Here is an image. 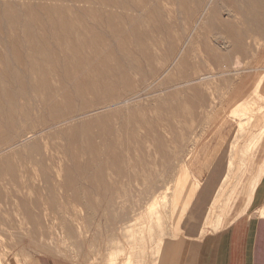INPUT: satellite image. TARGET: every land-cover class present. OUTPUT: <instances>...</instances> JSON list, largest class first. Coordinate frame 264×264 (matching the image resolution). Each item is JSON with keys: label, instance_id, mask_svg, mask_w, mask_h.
<instances>
[{"label": "rangeland", "instance_id": "obj_1", "mask_svg": "<svg viewBox=\"0 0 264 264\" xmlns=\"http://www.w3.org/2000/svg\"><path fill=\"white\" fill-rule=\"evenodd\" d=\"M134 1L132 2L138 4V8L135 10L127 8L124 12L129 14L116 11H119L117 14L125 15L120 22L126 25L117 24L119 21L113 20L96 32L109 49V54L104 53L105 56L101 55V59L104 58L110 63L113 59L112 64L114 62L116 70L121 72L124 66L123 71L128 75L126 80L128 79L130 85L127 81L128 85L123 83L124 79L121 78H116L117 82L113 80L116 83L114 87L120 88L119 91L114 88L118 94L117 98L121 97L124 102L114 107L115 109H106V106L93 107L91 110L95 113L62 126L55 134L48 133L47 139H43L45 135L39 141L32 137L25 138L27 139L26 142L23 139L25 143L21 141L23 146L19 144L16 149L0 154V166H10L12 170L0 171L2 264H166L173 244L180 241L196 245L197 248H191L188 254L194 264L195 256L199 255L198 246L202 242L208 244L216 236L219 238L218 235L225 240L226 230L245 226L247 214L252 217L253 228L264 229V219L257 221L264 203L255 204L254 201L245 211L246 215L244 213L238 219H234L245 204V196L242 194L247 192L248 186L257 179L260 170L264 168V27L260 29L256 25L248 26L242 23L240 16L229 17L226 13L230 9L229 0H221L222 9L219 12L220 24L228 26H218L214 29L203 22L193 27L195 24L185 19L172 0H167L170 2L169 5L167 2L164 4L165 0ZM156 2H159L160 6ZM171 3L173 5H170ZM144 4L148 5L147 8ZM243 8L244 5L238 1L237 9L242 11ZM134 16L137 19L133 20ZM137 21L140 23L136 25ZM3 26L5 24L1 20L0 27ZM122 26L125 27L124 30ZM131 29L135 30L136 38L139 35L138 40ZM230 31L241 33L243 38L240 43L233 37H227ZM103 32L107 34L104 35ZM170 42L173 47L175 46V53L184 45L181 55L174 62L171 60L173 56H168ZM140 45L141 48L144 46L146 48L141 49ZM100 46L101 44L97 43V47L102 49ZM115 47L119 55L114 54ZM142 50L144 54L146 53L145 57L150 54L148 62L147 57L144 59ZM110 53L113 56L117 55L116 58L123 62L120 63L118 60L120 67L117 59L111 58ZM126 60H132L133 66L140 62L141 75L132 72V69L126 66ZM183 62L186 68L181 69ZM259 79H262V83H257ZM123 88H128L129 91L122 90ZM255 94L263 99L259 101L263 111L262 119L253 122L259 123V127L253 123L246 126L247 128L244 127L245 133L242 135L243 131L240 132L238 127L241 119L234 115L233 111H237L240 106L249 105ZM89 98L86 102L92 104L93 101ZM75 105L78 108V101ZM84 122L91 123L87 129L80 127L85 124ZM142 124L144 129H138ZM251 136L254 137L252 142ZM125 137L143 143V147L140 152L129 156V161L133 165L131 168L126 167L121 175L115 174L111 169L96 171V168L81 174L73 168V159H78L80 164H84L89 159L92 160L94 148L98 152L101 150L99 152L101 156L106 141ZM257 138L261 139V141L258 139L259 144L255 143ZM156 141L162 142L161 151L157 149ZM248 143L252 145L249 162L243 167L242 163L235 161L238 172L236 170L237 173L234 172L230 180L233 184L239 182L234 195L236 202L231 212L223 216L222 225L212 231L215 215L221 214V199L227 198L233 189L222 192L217 196L218 202H214L216 200L214 194L220 188V180L225 173L230 150L232 147L236 150H245ZM35 145L40 148L37 150ZM13 151L24 156L34 155V161L44 156L40 159L43 164L39 166L31 163L27 171L26 169L24 171L20 164H17L18 158L12 157ZM10 155L9 162L2 163L4 158ZM75 156L76 158H72ZM34 165L37 169H34ZM242 167L243 169H240ZM238 177L241 180H237ZM39 178L41 183L38 182ZM196 181L200 189L196 193L194 203L188 207L181 202L179 208L180 210L182 208V212H179V216L175 217L176 219L167 217L169 222L165 220L167 215H164L162 209L169 205L167 202L172 201L176 195L175 191L194 187ZM258 184L254 195L252 194L255 200L263 190V184ZM108 188L110 191L113 189L114 194ZM165 189H168L167 193L164 192ZM155 195L160 196L154 202L158 203L156 208L152 203ZM161 203H165L164 208H161ZM259 207L261 208L255 213ZM154 211L159 213V215L156 213L158 219L154 217L156 215H153ZM151 214L152 219L149 217ZM180 218L182 221L179 222ZM130 224L134 226L131 228L139 230L137 234L135 229L125 232L124 228ZM201 228L204 233L200 231ZM207 235L210 239H207ZM141 237L142 239H139ZM150 238L151 240L154 238V241H150ZM129 252L134 254L132 259L130 256L132 253ZM114 254L120 256L114 257ZM108 255L109 258L111 255L113 257L110 258L111 262L109 258L107 259Z\"/></svg>", "mask_w": 264, "mask_h": 264}, {"label": "bare ground", "instance_id": "obj_2", "mask_svg": "<svg viewBox=\"0 0 264 264\" xmlns=\"http://www.w3.org/2000/svg\"><path fill=\"white\" fill-rule=\"evenodd\" d=\"M132 1L135 2L134 0H132ZM132 1L131 0H0V22L2 20V21H4V24H5V26L0 27V46L2 48V49L0 48V154H2L3 152H6V151L14 150V148L16 146H18L19 144H21V141L25 138L32 137V138L38 139V141H39V139L40 138L42 139V137L44 135L45 136L43 137V139L46 138V135L50 132L54 133V134L57 133L61 129L62 126L70 124V123H72L78 119L84 118L86 116H89L92 113H95V111L91 110L93 107L106 106V109H111V108L119 106L120 104H122L124 102L121 99V97L117 98L118 94H116V92H115L116 87H114L115 86L114 84H116V83H114L113 80H115V82H117L116 80L121 78V79H124V81H122L123 83H126V81L128 82V79L126 80V75H127L125 73L126 71L125 72L123 71L124 66L121 68L122 69L121 72L116 70V66L113 65L114 62L112 64L113 59H112L111 63L107 62L104 58L101 59V55L105 56L104 53H106V55H107V53L109 54V49L106 48V44H104V42L102 41V39H100V37L97 35L98 33H96V32H97V30H102L101 28L104 24H110L113 20L119 21L118 23L116 22L117 24L121 23L122 25H126V24H123L122 22H120L121 19L125 18L124 17L125 15H123V13H121V12L126 11L127 8L128 9L131 8L132 10L137 9L138 4H135ZM169 1H171V0H169ZM172 1H173L172 3H174V6L176 5L179 7V9H180L179 11L181 12L182 15L185 16V19L190 20L191 21L190 23L195 24L193 27L197 26L198 23H200V22H203V24H207V26H209L211 29L217 28L218 26H220V27H227L228 26V25H222L219 22V17H220L219 12L222 9V3H220L221 0H172ZM238 1H241L242 5H244V8L242 11H241V9L240 10L237 9ZM138 2H141V1L138 0ZM142 2L144 3L146 1H142ZM165 2H167V0L164 1V4H165ZM156 3L158 4L159 2H156ZM169 3L167 5H169ZM172 3L170 5H173ZM161 4L163 6V3H161ZM86 5L89 7L88 8L84 7ZM144 5H146V4H144ZM228 5H230L229 6L230 9H228V11H226V13L229 17L240 16L242 23H245L248 26L256 25V26L260 27V29H261V27H264V0H243V2H242V0H229ZM147 6L148 5H146V8H147ZM154 6H155V3H154ZM140 9H142V8H140ZM117 10L121 11L120 12L121 15L117 14L119 12V11L116 12ZM157 11H158V9L155 10V12H157ZM159 11H160V9H159ZM205 11H208L209 13L207 14V12L205 13ZM130 12H134V11H130ZM148 12H150V11H148ZM155 12L153 13L151 11V13H153V14H155ZM124 13L126 15L129 14L126 12H124ZM142 13H143V11H142ZM131 14H134V13H131ZM205 15H207V16H205ZM128 16H126V17H128ZM142 16H143V14H142ZM158 16H160V15H158ZM137 17L139 20V16H137ZM144 17H145V15H144ZM181 17L183 18V16H181ZM141 18L143 19V17H141ZM118 19H120V20H118ZM128 19H130V18H128ZM135 19H137V18H135V16H134L133 20H135ZM130 23H132V21ZM136 23L138 24L140 22L137 21V22H135V24ZM114 25H115V23L113 24V26ZM117 26H118V28L120 27L119 25H117ZM132 26H134V25H132ZM122 27H124V26H122ZM122 27H121V29H122ZM124 29H125V27L123 28V30ZM133 29H135V28L133 27ZM133 29H131V30H133ZM127 30H129V29L127 28ZM106 31L107 30H105V32ZM118 31H120V30L118 29ZM133 31L135 34V30H133ZM105 32H103L104 35L107 34ZM131 33H132V31H131ZM189 33H190V31H189ZM132 35H133V33L131 34V36ZM134 36L136 38L137 35L135 34ZM110 37H111V35H110ZM227 37H230V38L233 37L237 43H240L242 38H243L241 33L238 31H236V32L230 31V33ZM135 38H133V39H135ZM138 38H139V35H138ZM138 38H136V39L138 40ZM111 39L113 40V37ZM93 40H95V41H93ZM139 40H141V37ZM216 41H218V40H216ZM96 42L98 44L99 43L101 44L100 47L102 49H99L97 47ZM109 42L112 43L113 41L112 42L109 41ZM114 43H115V41H114ZM119 43H121V42H119ZM215 43H217V42H215ZM134 44H136V43L134 42ZM107 47L109 48V45H107ZM116 47L114 49V51H115L114 54L119 55L118 51H116V49H117ZM155 47H156V45H155ZM174 47H173L172 43L170 42L169 50H168V53H169L168 56H173V58H171V60L173 59V62L175 60H177L178 57L181 55L182 50L184 48V45H182L180 47V49L178 50L177 53H175ZM112 48H114V47H112ZM139 48H141V45L139 46ZM142 48H146V46H144ZM143 51L144 50H142V53H143ZM145 54H144V59L147 57L146 61L148 62V60L151 56H150V54H147L145 57ZM110 55L112 56L111 58L117 57V55L113 56L111 53H110ZM111 58H109V59H111ZM138 59H139V57H138ZM118 60H119V58L117 59V64L119 66L120 64L118 62L120 60L119 61ZM134 60H136V59H134ZM115 62H116V60H115ZM173 62H172V64H173ZM108 63L113 65L112 67H115V68H112V67L110 68L111 65L109 64V66H108ZM120 63H123V62L120 61ZM139 63H138V65L133 66L132 60H126V62H125L126 66L128 68L132 69L131 70L132 72L134 71L138 75H141V74H139L140 73V69H139L140 64ZM181 66H182L181 69L186 68L185 62L181 63ZM128 70H130V69H128ZM116 78H118V79H116ZM127 78H128V75H127ZM261 81H262V79H259L257 81V83H259V82L262 83ZM128 84L130 85L129 82H128ZM118 85H116V86L118 87ZM124 85L125 84H123V86ZM123 86L121 85V88ZM131 87H132V85H131ZM117 89H116V91H117ZM119 89H118V91H119ZM122 90L129 91L128 88L127 89L123 88ZM87 97L88 98L91 97V99L93 101L92 104H89L86 102V101H88ZM252 97L253 98L250 100L249 105H244V107L240 106V108L237 111H233V114L241 119L238 127H239L240 132L243 131L242 135L245 133L244 127L250 125L251 123H253L255 121H260L262 119L263 111H262V106H259V101H262L263 99L261 97L257 96L256 94L253 95ZM90 100H89V102H90ZM77 101L79 103L78 108H76V105H75V102H77ZM90 124L91 123H85L82 125L80 124L81 125L80 127L87 129ZM254 124L257 127H259V125H260L259 123H253V125ZM138 129L143 130L144 129L143 124L141 127L139 126ZM145 129H147V128H145ZM148 131H150V130H148ZM240 132H239V134H241ZM63 135H66V134L63 133ZM3 136L5 138H3ZM50 137H52V136H50ZM233 139H235V138H233ZM253 139H254V137L251 136V139H250L251 142ZM258 139L259 138H257L255 141V143L257 142V144H259L261 141V139H259L260 141ZM72 140H74V139H72ZM133 140L131 141L130 138L125 137V138L120 139V140L116 139L115 141H109V142L106 141L104 144L105 150L101 156L99 155L100 154L99 152L101 150L98 152V150H95V148L92 146V149L94 148L93 149L94 153L92 151V160L90 161V159H89V161H87L86 163L80 164L77 161L78 159L77 160L73 159V161H72L73 168L75 170H78V172H80L81 174H83L82 172H84V171L86 172V171H90V170L96 168V171H103V170L111 169L114 171L115 174L121 175V172H124L123 170L126 169V167L131 168L133 165L129 161V156H131L134 153L140 152L142 150L143 143L133 141ZM26 141H27V139H25V142ZM23 142H24V140H23ZM70 143H72V142H70ZM161 143H162L161 141L160 142L156 141V146H157V149L159 151H161V149H162ZM257 144H255V145L257 146ZM37 145H38V143H37ZM35 147H36V145H35ZM251 147H252V145L249 144L247 146V149H245V150H243V149L242 150L241 149L236 150L234 147H232L230 150L231 152L229 153V156L227 158L226 165H225V168H226L225 173L222 175L221 180H220V188L214 194V196L216 198V200L214 202H216V203L218 202L217 196L222 194V192L225 193L228 190L230 191V189H232V188L233 189L231 190L230 193H228L229 196H227V198H225L223 196L225 199H221V203H222L221 214L215 215V219H214L215 225L213 226L212 231L217 230L222 225L223 216H225V214L228 215L231 212L233 205L236 202V197L234 195L236 192V188H238L239 182H237V184L236 183L233 184L232 181H230L232 179V174L234 172H236V170L238 172L235 161H239L240 163L243 164V167H244L245 166L244 164H247L249 162L248 159H250ZM25 148L24 149L22 148V149L25 150ZM36 148L38 150L40 147L39 148L36 147ZM254 148L255 147H253V149ZM42 150H44V149H42ZM31 152H34V151L31 150ZM43 152L44 151H42V153ZM70 152H71V150H70ZM7 153H5V154H7ZM43 154L41 156H43ZM7 155H9V154H7ZM12 155H13L12 157H15V159L18 158L19 162L17 161L18 162L17 164H20V168L24 169V171H25V169L27 171V168H28L29 164H31V163L37 164L39 166L43 164L40 159H42L44 156L41 158L38 157L39 160L36 158V160L34 161V159H35L34 155H33L34 159L31 155H25L24 156V155L20 154L19 152H15V151L12 152ZM10 158H11V155L6 156L2 163H8ZM72 158H76V156L72 157ZM45 161H47V160H45ZM34 167H35V165H34ZM243 167L240 169H243ZM34 169H37V168L35 167ZM240 169H239V171H240ZM260 169L261 168H259V170ZM5 170H7V172H8V170L10 172H12L10 166H8V167H1L0 166V171L5 172ZM245 170L248 171L247 168ZM250 170H252V168ZM260 172H261L260 175L259 176L257 175L258 176L257 179L255 181L253 180L252 183L248 186L247 192L242 194L245 196V201H244L245 204H244L243 209L237 214V216L234 219H238L249 208L252 196L254 195V190L256 188V185L258 184L261 176L264 173V168L262 171L260 170ZM13 173H15V172H13ZM20 173H21V170H20ZM20 173H19V175H20ZM12 174H10V175H12ZM25 175H26V172H25ZM240 175H241V173H240ZM22 176L23 175H21V177ZM115 176L117 177V175H115ZM243 176H244V174H243ZM241 178H243V177L241 176ZM24 179H26L25 176H24ZM40 179L41 178H39L38 182L41 181ZM239 179L240 178L238 177L237 180H239ZM11 180H12V178H11ZM113 180H115V179H113ZM88 181H90V179ZM93 181H94V179H93ZM92 183L93 182H91V184ZM258 185H260V183ZM68 186H69V184H68ZM199 189H200V185L196 181V184L194 185V187H191L189 189L176 190L175 191L176 195L173 193L175 195L174 198H173V195L171 196L174 200L172 199L171 202H169V203L167 202V204H169L168 206L165 205L166 206L165 207L164 206L165 203H161L162 204L161 208H164V207L167 208L166 211H165V208L162 209V212L165 213L164 215L165 216L167 215L165 220L167 219V217H169V218L174 217L175 218V217L179 216V214H180L179 212H182L181 211L182 208H181V210L179 208V204H181V202L184 203V206H185V204L188 205V207L190 204H193L195 201V198H196V193ZM167 190L164 192L167 193ZM25 191H26V189H25ZM109 191H110V189H109ZM112 191H113V189L110 192H112ZM151 191H153V189ZM26 192H28V191H26ZM164 192H162V194ZM112 194H114V192H112ZM31 195H33V194H31ZM150 195H151V193H150ZM156 195H159V194H156ZM156 195L154 196V198L152 200V203L155 204V206H154L155 208H156V205L158 203L156 204L154 202L156 201L157 197L160 198V196L156 197ZM165 195H168V194H165ZM27 196H29V195H27ZM163 196H164V194H163ZM111 197H113V196H111ZM165 198H166V196H165ZM165 198H164V201H165ZM169 198H170V196H169ZM106 199H108V198H106ZM111 199H114V198H111ZM157 200H158V198H157ZM221 203H220V205H221ZM151 206L153 207V205H151ZM152 207H149V208H152ZM148 210H150V209H148ZM261 210H262L261 212L259 211L260 212L259 217H258L259 219L264 218V206ZM155 211H154L153 215L158 213V212L155 213ZM162 212L160 213V215L162 214ZM183 212H185V210ZM138 213H139V211H138ZM135 214H136V212H135ZM153 215L151 214V216H149V215L148 216L151 217V219H152ZM158 215H159V213H158ZM158 215L156 214L154 217L156 219H158L157 218ZM244 215H246V213ZM149 217H148V219H150ZM155 218H153V219H155ZM161 218H162V215L160 217V220H161ZM174 218H172L173 221H175ZM181 218H180V220H178L179 222L182 221ZM177 219H179V218H177ZM247 219H248V216H246L245 222L248 221ZM168 222H169V220H168ZM131 226H133V225H131V224L128 226L126 225V227L124 228L125 232L134 231V229H135V228L133 229L134 226L132 228H131ZM135 231H136V229H135ZM138 231H136V234L138 233ZM200 231L203 232L204 231L203 228H201ZM226 231H227V232H225L226 234L224 233L225 238H227V236L229 234V230H226ZM134 234H135V232H134ZM139 239H142V237ZM153 239L154 238H152V240ZM149 240L152 241L151 238ZM222 241H224V240H222ZM207 245L212 246V242L208 243ZM192 247H196V245L193 244ZM188 251H189V253L191 252L190 250H188ZM189 253H187V254H189ZM143 254H144V252H143ZM133 255H134L133 253H132V255H130L131 259L134 257ZM115 256L117 257L120 255L114 254V257ZM108 258H109V255H108L107 259ZM110 258L113 259L112 255L110 256ZM195 258H196V256H195ZM110 262H111V259H110ZM110 262H108V263H110ZM0 264H2L1 260H0ZM144 264H146V263H144ZM187 264H192V259H190L187 262Z\"/></svg>", "mask_w": 264, "mask_h": 264}, {"label": "crops", "instance_id": "obj_3", "mask_svg": "<svg viewBox=\"0 0 264 264\" xmlns=\"http://www.w3.org/2000/svg\"><path fill=\"white\" fill-rule=\"evenodd\" d=\"M262 179H264V173L259 180V183L263 184V190L258 199L255 200V196H252L250 206L254 201L255 204L264 203V180ZM263 206L264 204L261 207ZM261 207L257 208L255 213ZM246 216H248V222H245V226L232 227L224 241L218 235L219 238L216 236L215 239H212V243H214L212 246L202 242L198 246L199 255L196 256L194 264H264V229L253 228L252 217L248 214ZM258 220L260 219L257 218ZM207 239H210L208 235ZM191 248H193L192 245L185 241L174 243L166 264H187L191 259L187 253Z\"/></svg>", "mask_w": 264, "mask_h": 264}]
</instances>
